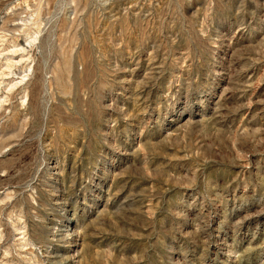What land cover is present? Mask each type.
<instances>
[{
	"label": "rangeland",
	"instance_id": "1",
	"mask_svg": "<svg viewBox=\"0 0 264 264\" xmlns=\"http://www.w3.org/2000/svg\"><path fill=\"white\" fill-rule=\"evenodd\" d=\"M0 264H264V0H0Z\"/></svg>",
	"mask_w": 264,
	"mask_h": 264
}]
</instances>
